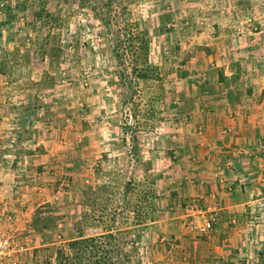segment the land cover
<instances>
[{
    "label": "rangeland",
    "instance_id": "374dc122",
    "mask_svg": "<svg viewBox=\"0 0 264 264\" xmlns=\"http://www.w3.org/2000/svg\"><path fill=\"white\" fill-rule=\"evenodd\" d=\"M242 1L254 15L236 20L235 29L264 33V0ZM178 3L0 0L7 43L0 68L34 96L36 124L78 126L87 163L97 161L88 165L94 177L85 192L72 187V199L62 201L59 210L71 222L55 244L35 248L42 253L32 264H150L158 251L148 239L151 221L177 211L162 201L174 175L170 142L185 105L181 81L202 50L199 30L210 23L206 15H189V5L178 13ZM94 148L102 150L95 158ZM79 234L93 238L91 244L70 245Z\"/></svg>",
    "mask_w": 264,
    "mask_h": 264
},
{
    "label": "crops",
    "instance_id": "0c3cea01",
    "mask_svg": "<svg viewBox=\"0 0 264 264\" xmlns=\"http://www.w3.org/2000/svg\"><path fill=\"white\" fill-rule=\"evenodd\" d=\"M181 1L186 0L175 6L183 8L178 13L189 5V15H206L210 23L199 27L202 50L188 61L190 73L181 81L187 83L185 105L170 142L174 175L162 203L177 211L151 221L148 239L158 251L149 262L264 264V33L248 25L235 29L236 20L254 15L242 0ZM3 27L0 47L6 43ZM1 67L0 233L13 238L15 264H32L42 253L35 248L55 244L68 225L70 216L59 210L62 201L72 199V187L78 194L92 183L88 165L97 161L87 163L78 126L36 124L34 96ZM90 143L95 145L91 138ZM191 202L221 205L209 233L188 230Z\"/></svg>",
    "mask_w": 264,
    "mask_h": 264
},
{
    "label": "built area",
    "instance_id": "2783aa9c",
    "mask_svg": "<svg viewBox=\"0 0 264 264\" xmlns=\"http://www.w3.org/2000/svg\"><path fill=\"white\" fill-rule=\"evenodd\" d=\"M190 207V217L187 221L189 231L197 234H207L212 231L218 222L221 205L213 203L207 207H199L196 204ZM15 243L11 237L0 233V264H15Z\"/></svg>",
    "mask_w": 264,
    "mask_h": 264
},
{
    "label": "trees",
    "instance_id": "16d2710c",
    "mask_svg": "<svg viewBox=\"0 0 264 264\" xmlns=\"http://www.w3.org/2000/svg\"><path fill=\"white\" fill-rule=\"evenodd\" d=\"M92 240H93V238H90V237H83L80 239L78 238L76 240L71 241L70 245H73L74 247H76L77 245H82V247H86V246L91 244ZM80 257H81V255H80ZM64 264H68V263H64Z\"/></svg>",
    "mask_w": 264,
    "mask_h": 264
}]
</instances>
